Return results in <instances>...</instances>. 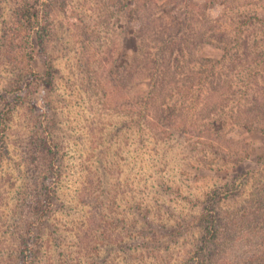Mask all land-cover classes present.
Masks as SVG:
<instances>
[{
	"label": "rangeland",
	"instance_id": "1",
	"mask_svg": "<svg viewBox=\"0 0 264 264\" xmlns=\"http://www.w3.org/2000/svg\"><path fill=\"white\" fill-rule=\"evenodd\" d=\"M98 1L39 0L41 25H53L44 42L40 29L24 36L9 32L18 30L22 0H0V264H178L185 243L198 247L205 235L202 222L192 218L208 195L232 181L231 197L219 201L232 212L264 186V120L244 126L235 114L238 94L256 95L257 101L244 104L245 114L264 111V0H186L205 7L207 26L225 35L221 42L200 44L197 54L225 64L214 71L222 74L225 92L236 94L224 95L221 112H212L213 99L204 104L203 92L194 100L170 95L185 65L165 52L164 113L156 120L165 134L159 138L140 109L151 82L128 74L132 40L124 35L130 28L126 14L131 8L143 17L144 29L163 11L182 23L184 11L165 2L184 7L185 0H152V15L144 11V0L135 6L127 1L126 8L120 3L105 17ZM204 18L188 23L186 33H194L197 24L204 28ZM23 40L24 48L11 52L8 42L18 46ZM206 110L212 112L208 118ZM43 142L55 161L47 225L39 239L25 226L33 221L26 218V186L43 172ZM156 217L167 228L155 229L154 237L145 222ZM28 250H39L33 261Z\"/></svg>",
	"mask_w": 264,
	"mask_h": 264
},
{
	"label": "trees",
	"instance_id": "2",
	"mask_svg": "<svg viewBox=\"0 0 264 264\" xmlns=\"http://www.w3.org/2000/svg\"><path fill=\"white\" fill-rule=\"evenodd\" d=\"M127 1L130 6H135L136 3L140 2L138 0H105L104 3L99 0L97 3L101 8L99 11H101L102 15L105 17L110 14L108 11L109 8L114 9L115 6L120 5V3L126 8L128 5ZM38 2L39 0H22V6L15 15L18 20V30L9 32L13 34L19 32L24 36L26 33L28 35L35 32L38 34V32L34 30L40 29V35L43 37V41L45 42L49 39L52 34L53 25H41V20H43V18L39 15V11L37 10ZM186 2L187 1L185 0L183 3L184 7L178 5V3L171 5L170 3L165 2V6L170 5L172 9L175 8L174 10L176 11L177 9L184 11L186 21L184 20L182 23L180 19L172 17L173 14L171 15L167 11H163V15H159L158 19H155L154 22L151 21L148 23L147 29H144V25H140L141 21H144L143 17L135 16L137 13L133 12L129 6L126 14V22L130 28L124 35H126L125 39L127 41L129 36H131L132 40V47L127 54L128 74L130 77H133L137 73L138 76H142L141 79L143 81L151 82V90L147 92L145 97L140 98V109L142 113L145 114L147 121L150 119L151 122L154 123V126L158 131L154 133L157 135L155 136L157 138L165 134L163 133L165 128L156 124L158 116L160 117L162 116V113H164L162 110L164 107L160 108V100L164 97V91L161 90V82H163V78L161 77L169 74V70L167 71L162 65L166 61L164 57L165 52L168 51L169 55H172L175 64H178L179 62V64L185 65L182 66L184 71H182L180 75L181 78L176 81L177 86L172 88L170 95L179 96L184 100L185 98L192 96L194 100L196 97L200 98V94L203 92L204 104H209V101L213 99L215 100V107H213L212 112H221L227 104L224 95L236 94V92L230 90L229 92H225L226 85L223 84L224 81L220 78L222 74L217 75L214 71L221 66L223 67L225 64L220 61L203 58L197 54V49L200 44H206V40L216 43L221 42L225 38V35L222 34L218 28L212 27L211 29L210 26V28L207 26L210 17L208 16L206 19L204 18V12L207 10L205 7L200 10L197 5L192 3L187 4ZM142 3L144 11L151 12L149 14L152 15V0H144ZM41 4L45 5L44 2H41ZM204 5L206 6V4ZM195 8L198 10L195 11ZM153 13L156 14V12ZM199 15H201V18L205 19L202 21V24H200V26H203L204 28L198 27L199 24H197V30L194 31V33H190V35L187 34L186 31L188 30V26H190L188 23L196 24L198 20L201 19ZM163 20H166L165 23H163ZM135 21L136 23L138 22L137 25H133V22ZM185 22H187V25ZM215 22L219 23L218 21ZM183 23L185 26L182 28L181 25ZM88 29L89 28L86 27L87 31ZM209 30L211 32L206 36V32ZM233 34L237 37L236 39H239V36H236V31H234ZM37 39L40 41L39 35ZM24 42L26 43L27 40L19 42L18 46L13 43V41L10 43L8 42L11 52L16 53V50L24 48ZM121 64L120 61L119 65H116L117 70L122 66ZM22 69L23 68L19 69V71H22ZM222 78H224L225 82L228 79L227 76H223ZM213 89L215 91H213ZM116 92H119L118 85H116ZM237 96L239 97L237 98L239 99L237 101V107L239 105L240 107L235 114L239 116L238 121L242 122L244 126H250L252 123L258 125L259 121L261 123L264 120V118L262 119L264 111L260 110L258 107L259 105H257L258 108L255 109L256 112L252 115L251 113L245 114L243 111V106L246 101L249 102L252 98L255 100L256 95H249L248 93L243 94L242 97L239 94ZM259 102L260 100L256 103ZM167 108L174 110L168 106ZM212 112L206 110V117L208 118L209 115H212ZM175 115L177 120H179V110L177 112L175 111ZM233 118L235 117L232 116V121L235 120ZM179 122V124H183L182 119H180ZM181 127H183V125H181ZM182 129L184 131L186 130L185 127L181 128V130ZM262 141L264 142V137H262ZM41 148L42 154L45 152V154L42 155L43 157L40 156L42 160L41 169L43 172L38 174L39 178H35L32 184L30 183V187L26 186V191L28 192L26 193V196H30L27 207L28 215L26 218L28 217L27 220L33 221L25 223V226L26 228L31 227L32 232H35L37 238H39L38 234L42 233L47 225L45 216L48 211V198H50L52 193L50 186L53 164L55 161V155L52 153L51 146L43 142ZM261 157L264 158V151L260 158ZM33 162H35V159H33ZM260 162L262 163L263 161ZM235 163H238V161H235ZM35 167H37V164ZM232 183V181L227 182L222 189H218L216 192H213L212 195H208L206 201L201 204L199 213L196 217L192 218V222H202V224L200 223V226L204 230L205 235L200 238L198 247H193V245L185 243V246L183 247L185 248V255L184 257L179 258L178 264H264V186H262L260 190H254L251 192L248 200L244 202V205L238 204V207L235 208L232 205L231 207L234 208V210L228 212L224 211L219 206V201L222 199V196H225L226 199L231 197V190H228V187ZM38 190L39 193L37 192ZM219 190H225V195L224 193H219ZM155 208L160 210L161 206L159 205ZM138 209L139 208L135 210L137 211ZM227 210H230V208ZM146 220L145 230L146 232L148 230L150 232L149 226H151V228H153L151 234H153L154 237H156L155 229L159 230L158 227L167 228L166 226H163L162 220L158 217L154 219L155 221L148 218ZM192 222L186 221V224L189 225L192 224ZM254 227L256 231L249 232L248 229ZM179 228H181V226H179ZM245 228H248V231H245ZM52 231L53 230L51 229L50 234H52ZM26 233H28V231ZM137 236L139 237L140 234L138 233ZM22 240L18 243L19 246H22L20 254L24 252L23 246L26 245V241ZM178 246L182 245L179 243ZM149 248L150 247H148V249ZM38 252L39 250H28V260L33 261L38 256ZM25 256L26 255H24V257ZM149 258H152V256H149Z\"/></svg>",
	"mask_w": 264,
	"mask_h": 264
}]
</instances>
